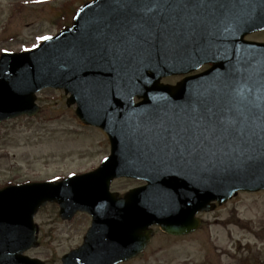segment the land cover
<instances>
[{"label":"water","instance_id":"1","mask_svg":"<svg viewBox=\"0 0 264 264\" xmlns=\"http://www.w3.org/2000/svg\"><path fill=\"white\" fill-rule=\"evenodd\" d=\"M150 17L158 14L94 0L51 39L1 55L0 122L35 116V93L64 89L77 117L108 134L111 155L88 174L0 189V264H43L23 253L37 247L33 217L47 202L63 220L77 211L92 219L62 264H117L143 251L149 226L188 235L214 201L264 190V44L244 41L264 29V0L221 9L208 0L173 13L166 27ZM145 22L151 30L133 27ZM204 64L211 68L176 86L160 84ZM134 96L143 102L134 105ZM189 135L200 137L195 151ZM122 176L147 184L119 199L109 187Z\"/></svg>","mask_w":264,"mask_h":264},{"label":"rangeland","instance_id":"2","mask_svg":"<svg viewBox=\"0 0 264 264\" xmlns=\"http://www.w3.org/2000/svg\"><path fill=\"white\" fill-rule=\"evenodd\" d=\"M71 1L0 0V53L26 50L42 41L38 37L56 34L62 26L57 16L72 13L76 1ZM247 39L264 42V32ZM65 101L62 91H41L36 116L0 124V187L63 179L99 165L107 153L105 135L82 126ZM137 185L118 180L112 190L123 193ZM197 217L201 223L195 233L174 238L158 231L148 250L126 264H264V191L238 193ZM34 221L38 247L26 255L45 264H60L63 255L82 243L89 227L86 214L62 220L57 205L45 207Z\"/></svg>","mask_w":264,"mask_h":264},{"label":"snow or ice","instance_id":"3","mask_svg":"<svg viewBox=\"0 0 264 264\" xmlns=\"http://www.w3.org/2000/svg\"><path fill=\"white\" fill-rule=\"evenodd\" d=\"M116 3L124 9H133L136 12H148V13H157L158 17H150L153 23L158 25L167 26L172 22L173 13L179 17V14L183 11L197 10L200 8L207 7L208 0H181L179 3H168L167 0H116ZM142 5H150L148 7H141ZM133 27L143 31L145 28L150 27L145 23H135ZM40 40H48L51 37L40 36ZM215 131V128L212 129ZM186 132H189V129H185ZM227 131V129H224ZM207 139V137H205ZM200 140V137H194L189 135L185 141L186 146L190 147L195 151L196 142Z\"/></svg>","mask_w":264,"mask_h":264},{"label":"flooded vegetation","instance_id":"4","mask_svg":"<svg viewBox=\"0 0 264 264\" xmlns=\"http://www.w3.org/2000/svg\"><path fill=\"white\" fill-rule=\"evenodd\" d=\"M87 1H90V0H87ZM211 1H213L216 5H218V6H221L223 3L222 2H227L228 0H211ZM247 1H249V3H251L250 1L251 0H247ZM205 69V67H203V68H201L198 72H200V71H202V70H204ZM134 101L135 102H138L139 100L138 99H134ZM107 146L109 147V144L107 143ZM139 185H142V183H138V185L137 186H139ZM157 227H153V230H154V233H153V235H152V237H151V241H150V244L146 247V249L144 250V252L143 253H145L147 250H148V248L152 245V243H153V241H154V238H155V236H156V232H157ZM139 257H141V256H138L137 258H139ZM136 258V259H137Z\"/></svg>","mask_w":264,"mask_h":264}]
</instances>
